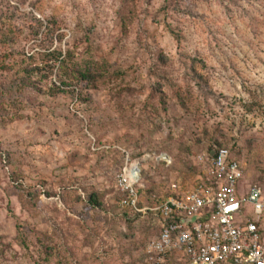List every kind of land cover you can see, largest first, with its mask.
I'll return each instance as SVG.
<instances>
[{
  "label": "rangeland",
  "instance_id": "1",
  "mask_svg": "<svg viewBox=\"0 0 264 264\" xmlns=\"http://www.w3.org/2000/svg\"><path fill=\"white\" fill-rule=\"evenodd\" d=\"M219 146L264 189V0H0V264H140ZM121 148L173 157L140 212Z\"/></svg>",
  "mask_w": 264,
  "mask_h": 264
},
{
  "label": "built area",
  "instance_id": "2",
  "mask_svg": "<svg viewBox=\"0 0 264 264\" xmlns=\"http://www.w3.org/2000/svg\"><path fill=\"white\" fill-rule=\"evenodd\" d=\"M121 150L124 163L116 175L120 204L140 212L145 210L139 191L144 169L152 162L168 167L173 157L166 152L133 156ZM198 159L205 178L153 208L160 214V232L146 242L140 264H168L172 258L186 264H264V189L258 184L243 189L244 165L228 147ZM246 203L252 204L255 216L240 219Z\"/></svg>",
  "mask_w": 264,
  "mask_h": 264
},
{
  "label": "trees",
  "instance_id": "3",
  "mask_svg": "<svg viewBox=\"0 0 264 264\" xmlns=\"http://www.w3.org/2000/svg\"><path fill=\"white\" fill-rule=\"evenodd\" d=\"M37 71H40V68L39 67H34V68H31V69H29V70H26L25 71V73H27V74H34V73H36ZM88 76L87 75H83L82 74V78L83 79H88L87 78ZM53 94H50V96H53V95H60V94H63V93H66L67 92V90L70 88L69 86L67 87L66 86V84L64 83V82H60V84L58 85V84H54V86H53ZM18 118V117H17ZM221 147H227V146H219V147H215V148H213V149H218V148H221ZM230 149V148H229ZM231 150V149H230ZM231 153H232V156H234V157H236L235 155H234V152L233 151H231ZM237 158V157H236ZM238 159V158H237ZM239 160V159H238ZM147 169V167L144 169V172H145V170ZM143 172V173H144ZM203 180V179H202ZM141 189V188H140ZM140 191V190H139ZM177 260V258H172L170 261H169V263L168 264H170V263H172V262H175ZM143 261V256H142V260H141V262Z\"/></svg>",
  "mask_w": 264,
  "mask_h": 264
}]
</instances>
